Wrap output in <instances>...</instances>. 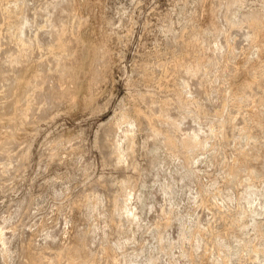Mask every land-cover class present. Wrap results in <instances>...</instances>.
<instances>
[{
  "label": "rangeland",
  "instance_id": "rangeland-1",
  "mask_svg": "<svg viewBox=\"0 0 264 264\" xmlns=\"http://www.w3.org/2000/svg\"><path fill=\"white\" fill-rule=\"evenodd\" d=\"M0 264H264V0H0Z\"/></svg>",
  "mask_w": 264,
  "mask_h": 264
},
{
  "label": "bare ground",
  "instance_id": "bare-ground-1",
  "mask_svg": "<svg viewBox=\"0 0 264 264\" xmlns=\"http://www.w3.org/2000/svg\"><path fill=\"white\" fill-rule=\"evenodd\" d=\"M18 37V36H17ZM20 40L19 41H21V38H19ZM18 44V43H17Z\"/></svg>",
  "mask_w": 264,
  "mask_h": 264
}]
</instances>
